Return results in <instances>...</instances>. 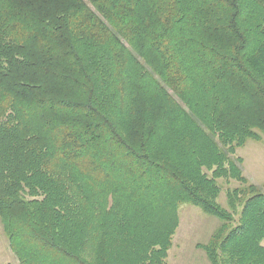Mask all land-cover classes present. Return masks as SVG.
<instances>
[{
    "label": "trees",
    "instance_id": "16d2710c",
    "mask_svg": "<svg viewBox=\"0 0 264 264\" xmlns=\"http://www.w3.org/2000/svg\"><path fill=\"white\" fill-rule=\"evenodd\" d=\"M264 0H0V221L19 264H264ZM234 181L219 203L218 181Z\"/></svg>",
    "mask_w": 264,
    "mask_h": 264
},
{
    "label": "rangeland",
    "instance_id": "374dc122",
    "mask_svg": "<svg viewBox=\"0 0 264 264\" xmlns=\"http://www.w3.org/2000/svg\"><path fill=\"white\" fill-rule=\"evenodd\" d=\"M262 140H249L245 147L237 151V156L243 159L241 165L243 174L250 183L264 187V135ZM222 187L219 203L228 209L226 191L238 187V183L218 181ZM180 224L173 238V246L165 264H210L205 252L198 247L207 244L211 235L221 222L204 214L200 209L183 205L179 208ZM0 264H19L12 252L7 236L4 234L0 221Z\"/></svg>",
    "mask_w": 264,
    "mask_h": 264
}]
</instances>
